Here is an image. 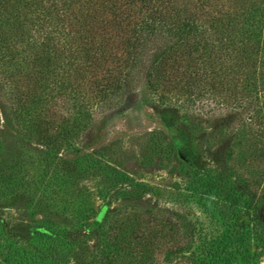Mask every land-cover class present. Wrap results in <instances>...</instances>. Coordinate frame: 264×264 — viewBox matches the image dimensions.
<instances>
[{
  "label": "rangeland",
  "instance_id": "rangeland-1",
  "mask_svg": "<svg viewBox=\"0 0 264 264\" xmlns=\"http://www.w3.org/2000/svg\"><path fill=\"white\" fill-rule=\"evenodd\" d=\"M205 79L194 101L171 92L172 108L142 85L146 97L95 113L56 153L13 122L0 83V264H264L249 191L203 176L226 153L243 162L230 129L209 121ZM226 174L264 192L242 167Z\"/></svg>",
  "mask_w": 264,
  "mask_h": 264
},
{
  "label": "trees",
  "instance_id": "trees-1",
  "mask_svg": "<svg viewBox=\"0 0 264 264\" xmlns=\"http://www.w3.org/2000/svg\"><path fill=\"white\" fill-rule=\"evenodd\" d=\"M205 77L209 121L230 129L243 162L226 165V153L203 176L249 191L264 235V192L225 176L242 167L264 179V0H0L3 103L54 153L76 147L95 113L108 119L146 97L142 85L172 108L171 92L194 101Z\"/></svg>",
  "mask_w": 264,
  "mask_h": 264
}]
</instances>
